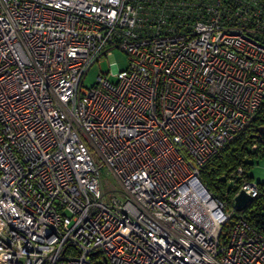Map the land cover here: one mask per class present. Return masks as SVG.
Listing matches in <instances>:
<instances>
[{"label":"built area","instance_id":"2783aa9c","mask_svg":"<svg viewBox=\"0 0 264 264\" xmlns=\"http://www.w3.org/2000/svg\"><path fill=\"white\" fill-rule=\"evenodd\" d=\"M263 99L261 0H0V264H264L200 177Z\"/></svg>","mask_w":264,"mask_h":264},{"label":"trees","instance_id":"16d2710c","mask_svg":"<svg viewBox=\"0 0 264 264\" xmlns=\"http://www.w3.org/2000/svg\"><path fill=\"white\" fill-rule=\"evenodd\" d=\"M261 2L264 6V0ZM253 145H256V148ZM262 156H264V99L246 126L205 162L200 171L201 180L210 191L221 198H226L229 205H232V196L237 192L232 172L238 166H243L245 177L252 179L248 173V167L252 164L251 159ZM258 183L260 195L252 198L245 207L237 211L253 225L264 229V181Z\"/></svg>","mask_w":264,"mask_h":264},{"label":"rangeland","instance_id":"374dc122","mask_svg":"<svg viewBox=\"0 0 264 264\" xmlns=\"http://www.w3.org/2000/svg\"><path fill=\"white\" fill-rule=\"evenodd\" d=\"M128 65L127 54L119 48H114L113 50L106 53L101 60L95 61L88 69L85 77V85H93L97 76L100 73H106L110 80H116V75L114 74L116 68L124 69ZM251 165L248 167V173L253 180L257 182L264 181V156L251 159ZM110 184L106 189H109Z\"/></svg>","mask_w":264,"mask_h":264},{"label":"water","instance_id":"95a60500","mask_svg":"<svg viewBox=\"0 0 264 264\" xmlns=\"http://www.w3.org/2000/svg\"><path fill=\"white\" fill-rule=\"evenodd\" d=\"M251 196L246 193L244 190H241L236 196H235V204L238 207H245L250 200ZM105 264H109V262L105 261Z\"/></svg>","mask_w":264,"mask_h":264}]
</instances>
